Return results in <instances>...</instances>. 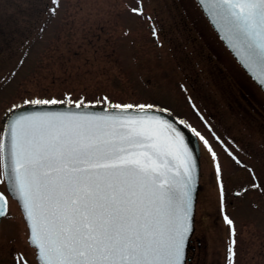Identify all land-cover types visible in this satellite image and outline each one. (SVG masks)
I'll return each mask as SVG.
<instances>
[{
    "label": "rangeland",
    "instance_id": "obj_1",
    "mask_svg": "<svg viewBox=\"0 0 264 264\" xmlns=\"http://www.w3.org/2000/svg\"><path fill=\"white\" fill-rule=\"evenodd\" d=\"M201 38L220 44L217 60L233 71L217 70ZM225 50L196 0H0V127L15 106L55 97L162 106L207 136H230L222 180L201 152L193 237L202 264H264V94ZM246 95L263 112L244 108ZM28 237L9 196L0 264H39Z\"/></svg>",
    "mask_w": 264,
    "mask_h": 264
},
{
    "label": "snow or ice",
    "instance_id": "obj_2",
    "mask_svg": "<svg viewBox=\"0 0 264 264\" xmlns=\"http://www.w3.org/2000/svg\"><path fill=\"white\" fill-rule=\"evenodd\" d=\"M201 3L218 9L250 55L264 60V0ZM5 125L0 162L42 264H183L196 163L172 124L156 116L34 113ZM6 203L0 193V217Z\"/></svg>",
    "mask_w": 264,
    "mask_h": 264
},
{
    "label": "water",
    "instance_id": "obj_3",
    "mask_svg": "<svg viewBox=\"0 0 264 264\" xmlns=\"http://www.w3.org/2000/svg\"><path fill=\"white\" fill-rule=\"evenodd\" d=\"M204 14L212 24L215 31L218 33L221 40L225 43L234 57L238 60L241 66L247 71V73L254 79V81L263 89L264 91V60L259 59L258 57H252L250 55L247 45L243 40L236 34L232 29L231 25L223 18L218 9L213 8L210 4L204 5L201 3V0H197ZM77 104H67V103H57L56 105H23L16 108L12 111L6 118L7 123H11L17 117L23 115H31L34 113H67L70 115L76 116H85V117H161L163 120L168 121L173 125L175 132L180 134L182 138V143L187 146L189 153L194 157L196 167L194 169V182L191 186V196L192 204L189 212L190 216V225L191 231L186 240L185 249H184V259L183 264L185 263L187 256V249L189 246L190 237L194 231V220H195V209L197 202V195L199 190V175H200V145L198 138L188 123L173 114L172 112L162 109L154 108V111L141 110L138 107H134L128 111H123L121 109H116L112 106L99 105V104H80V107H76ZM183 122V123H181ZM4 126L5 123H4ZM117 127H119L117 123ZM3 140V134H2ZM5 174V173H4ZM5 180L7 184V189L10 195L15 198L23 212L24 218L27 222L29 228V242L36 248L37 259L42 264L40 260L39 248L36 244L32 242L31 239V227L30 223L27 220V214L24 210L23 202L19 199V194L13 190V182L5 175ZM3 194L5 200L7 201L6 195ZM5 212H7V203L5 205ZM1 220V217H0Z\"/></svg>",
    "mask_w": 264,
    "mask_h": 264
},
{
    "label": "flooded vegetation",
    "instance_id": "obj_4",
    "mask_svg": "<svg viewBox=\"0 0 264 264\" xmlns=\"http://www.w3.org/2000/svg\"><path fill=\"white\" fill-rule=\"evenodd\" d=\"M195 32L198 36H201V37L204 36V34H199L197 31H195ZM201 40H202L203 44L207 47L209 52L214 53L216 55V57L218 56L216 58V60L217 59L220 60L221 56H222V58L224 57L222 54H224L225 52L223 49H221L222 51L220 50V47H219L220 44L217 41H216V43H213V42H209L208 40H205V42H204V40L202 38H201ZM215 49L221 56H219L215 53ZM217 63H218L217 68H220L217 70H220L221 72L223 70L224 71L225 70L230 71L232 64L230 66L228 65V68H227L226 64L224 62L218 61ZM242 99L246 103L244 105V108L250 109V105H251L253 107L258 108L259 110L261 109V107H259V105H258L257 100L255 99V95H246V96H243ZM252 104H254V105H252ZM227 106H229V105H227ZM260 111H262V110H260ZM209 131H211V130H209ZM212 131H211L212 134H210V133L208 134L209 136H207V134H205L204 131H201V136H203L204 139L208 141V144L205 145L204 141L200 139L201 140V152H204V150L207 152V154L211 158L213 166H214L215 177L222 180V178H224V176L228 175L232 169L230 167L233 164H231V166H229V164L226 165L224 163L225 159L223 160V157L227 156L225 154H228L229 156H227V157L230 160L233 159V150H232V148H230V145H231V147H233V145H232L233 144V138L225 135L224 133L221 134L219 131L217 132V130L212 129ZM209 147L211 148V151H209ZM212 153H215V156H213ZM217 165H219V172L217 171ZM194 234H195V232H194ZM194 234H193V236H194ZM193 236L191 239L190 247L188 250V256H187V260H186L185 264H202V260L199 257L201 254V253H199V251L201 250V245H202L201 236H198V235H195V237H193Z\"/></svg>",
    "mask_w": 264,
    "mask_h": 264
},
{
    "label": "bare ground",
    "instance_id": "obj_5",
    "mask_svg": "<svg viewBox=\"0 0 264 264\" xmlns=\"http://www.w3.org/2000/svg\"><path fill=\"white\" fill-rule=\"evenodd\" d=\"M4 120H5V118H4Z\"/></svg>",
    "mask_w": 264,
    "mask_h": 264
}]
</instances>
